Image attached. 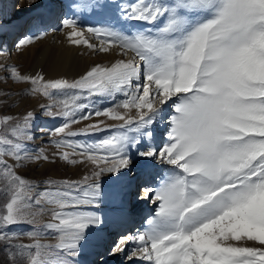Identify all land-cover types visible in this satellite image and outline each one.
<instances>
[{
  "label": "snow or ice",
  "instance_id": "snow-or-ice-1",
  "mask_svg": "<svg viewBox=\"0 0 264 264\" xmlns=\"http://www.w3.org/2000/svg\"><path fill=\"white\" fill-rule=\"evenodd\" d=\"M36 3L29 0L27 7ZM74 7L83 14L103 4L78 0ZM120 15L154 27L132 35L88 27L89 33L103 37L99 48L83 38L76 19L64 18L61 27L69 29L72 45L106 52L103 45L114 44L122 53H134L132 59L110 67L97 64L73 81L45 82L39 73L11 70L13 81L30 82L33 94L51 101L41 106L46 115L64 119L50 130L58 149L71 150L60 152L59 159L93 166L82 183L49 182L47 189L35 192L4 160L8 156L19 164L20 138H30L27 123L0 134V145L9 146L0 147V179L9 193L0 214V241L12 264H78L89 229L104 224L85 206L99 207L100 178L111 174L120 179L132 170L133 156L146 168H171L158 187L145 186L136 197L156 206L147 227L120 235L110 255L126 256L128 264H264V0H138L122 6ZM161 18L163 26L156 27ZM41 38L24 37L16 47ZM85 93L113 100L121 94L123 99L94 109L80 103ZM94 116L120 123L97 120L71 129ZM32 118L29 112L24 120ZM11 119L4 116L0 124L9 125ZM164 119L166 140L152 146L154 126ZM100 132L111 134L93 143L72 139ZM26 158L48 159L42 151ZM49 211L50 222L37 225V218ZM17 224L33 226L26 233L32 243H10L19 234L3 229ZM44 230L56 234V245L40 242Z\"/></svg>",
  "mask_w": 264,
  "mask_h": 264
},
{
  "label": "bare ground",
  "instance_id": "bare-ground-1",
  "mask_svg": "<svg viewBox=\"0 0 264 264\" xmlns=\"http://www.w3.org/2000/svg\"><path fill=\"white\" fill-rule=\"evenodd\" d=\"M41 1H43V3H41ZM28 3L29 0H19L15 4L14 0H0V25L3 26V29L0 30V39H4L5 44L10 42L12 37L19 31V29L28 22L30 23V34L25 37L33 35L42 37L41 39L36 40L34 43L22 48L18 49L15 46L9 57L8 53L5 52L6 50L0 51V63H12V65L17 64L16 69L20 72V75H28L30 70L32 71L33 67H43L44 65V68L39 69V71L35 72L33 76H36V74L39 73L46 79H60L66 69H74L77 67L78 61L81 60L83 63L79 66L80 68L74 72L76 73V76H73L75 79H78L88 69L97 64L101 66L102 64H105L106 66L110 67L112 63H115L118 60L128 61L131 59L132 52L122 53V50L114 44L103 45L108 49L106 52L93 51L83 43L78 46L74 45V47L70 46L66 35L69 29L54 27L59 25L57 19L63 4H60L58 0H37V3L34 6L28 8ZM78 30L83 33V38L86 39L89 44L95 45L96 48L102 46V36L97 37L96 35L89 33L86 29L78 28ZM139 30L141 29L138 28V31ZM23 38L24 37H21L20 39ZM20 39H18L17 42ZM65 42L67 43L65 49L61 51L57 49L56 53H49L47 57H42V55L45 54V49L47 47H53L56 45L59 48ZM78 52L83 54L78 55ZM137 62H139L138 58ZM26 67L30 70H26ZM4 72L6 71L1 69L0 76ZM169 111H171V109H169ZM34 114L35 115L32 118L33 124L36 123V121H40L41 119L38 114ZM157 122H159V124L157 130L155 129L154 131V139L151 143L152 146L159 147L164 143L163 139L166 137L164 134L167 133V119L159 120ZM40 125L42 126H39L35 130H32L30 133H28L30 138H28L29 140L27 138L26 139L30 141L32 148H30V151L27 153L21 152L22 154L20 155L22 159L20 160L19 164L16 165L15 172L18 175L25 174L29 177L35 178L36 181H39L38 183L41 185L40 188L48 187L45 180L50 178H63L64 176L69 177L67 181H74L78 183L84 182V178L89 176L92 172V168L88 164L90 162L80 163L86 164L85 167L82 165H78L77 167L59 159L55 155L56 149L58 148L54 143H52L53 136L51 135V132L49 133L50 129L48 127H44V124ZM41 151L49 158L50 161L26 158L28 156L35 157ZM60 151L70 152L71 150L64 148L60 149ZM76 158L81 157L77 156ZM132 159V170L124 173L120 179L112 177L111 174H105L100 178V205L98 208L85 206L84 210L99 214L103 218L104 224L99 229H89L87 238L82 243L80 254L76 257V260H86L89 264H92L93 257L96 255L95 253L100 251V249L98 250V240H101V246L103 245L105 251L100 255L99 259H97V262L94 261L93 264H128L126 256H122L120 254L113 256L109 253L113 245L118 241L120 235H126L130 231L136 232L137 230H143L147 227V224L144 223V220L147 221V219H149V217L154 214L156 206L149 201L136 199L137 192L134 194V191L139 186H142L141 188L145 186L158 187L162 177V175L159 173L165 166L156 165V167L146 168L140 157ZM56 167L58 168L59 172ZM82 170H84L85 173L84 171L79 172ZM155 180L159 182L152 183V181ZM141 188L138 196L143 195ZM149 211H153V213L146 216ZM120 215L121 218L119 223L115 222L114 219ZM38 219L42 225L50 222V211L40 215ZM40 241L43 243L51 242L50 244L53 246L58 243L55 233L53 237L51 235L41 237ZM136 264H140V262H136Z\"/></svg>",
  "mask_w": 264,
  "mask_h": 264
},
{
  "label": "rangeland",
  "instance_id": "rangeland-1",
  "mask_svg": "<svg viewBox=\"0 0 264 264\" xmlns=\"http://www.w3.org/2000/svg\"><path fill=\"white\" fill-rule=\"evenodd\" d=\"M17 1H19V0H14V4L17 3ZM58 1L60 2V4H63V7L61 8V12L59 13V17L57 19L59 22V25L54 26L55 28L56 27L61 28V23H62L63 19L66 17H72V18L76 19L78 21V25H79L78 28L79 29L82 28V29L87 30L88 27H101V28L102 27H110V28H113L114 30L121 31L126 35H132L134 33L141 31V30L145 31L147 29L154 27L153 25H149V24L144 23V22L126 20V19H123L121 17L120 8L124 5H129L131 3L138 2V0H97L98 3L103 4V8L97 9V10H94L91 12H85L83 14L77 12L76 8L74 7V4L78 3V0H58ZM145 2L147 3V2H149V0H145ZM158 2L168 3V2H170V0H158ZM41 3H43V1H41ZM29 26H30L29 22L25 23L22 26V28H20L19 31L12 37L10 42H7L6 44H5V40L1 38L0 39V51L6 50L5 52L8 53V57H9V55H11V51L16 46L17 40L20 39L21 37H25V36L30 34V32H29L30 27ZM155 26L156 27L163 26V18H161L160 21H157ZM138 28L141 30L138 31ZM65 43L62 44L61 46L59 45L60 46L59 48L56 45L53 46L54 48L52 46L47 47L45 49L46 52L44 55H42V57L43 56L47 57V55L49 53H56L57 49L60 51L65 49V46H67V43L66 44ZM70 46L74 47V45H72V44H70ZM77 54L81 55L83 53L78 52ZM120 55H121V53H120ZM131 55H132L131 56V59H132L134 57V54L132 53ZM125 61H127V60H125ZM82 63L83 62L81 60H79L77 63V67H75L72 70L66 69L65 72H63V76L60 79H67L69 81L75 80V78L73 76H76V73H74V72L78 68H80L79 66ZM0 64H1L0 70L2 69L3 71L4 70L6 71L0 76V80H1V83H0V118H3L4 116H9L12 118L11 121L9 122V125L0 124V134H4L6 129H9L10 126H15L17 124H19L21 128H24L25 123H27V125H28L27 132L30 133V131L35 130L39 126H42L40 124H44L45 125L44 127H48L50 130H54L55 128L61 126L64 123V119L62 117L57 116L54 118L52 116L45 114V111L42 110L41 106L42 105H49L51 101L42 94H39V93L33 94V92H32L33 85L30 82H19V81H13L11 79V70L13 68L16 69L17 64L16 65L15 64L12 65V63H6V64L0 63ZM102 66H106V65L102 64ZM41 68H44V65H43V67H41V66L33 67L32 71L26 67V70H30V73L28 74V76H33L34 73L39 71V69H41ZM16 71L18 72V74H20V72L17 69H16ZM43 78H44L45 82L50 80V79H46L45 77H43ZM52 91H53L54 95H56V96L61 95L60 93L55 92V90H52ZM84 97L85 98H82L80 103L89 104L94 109L112 107V106H114L115 103H117L123 99V96L121 94H117L114 100L110 97L97 96V95H93L91 97H88L87 93L84 94ZM88 110L89 109H85V111H88ZM52 111H53V113H55L58 111V109L54 107V108H52ZM134 111L135 110H133V113H134ZM29 112L33 113V116L35 115L34 113L38 114L41 117L40 121H36V123H34V124L32 123V120L30 122H25L24 117ZM97 120H104L107 125H115V124L120 123L119 121L108 120L105 117H95L94 116L92 118V120L80 121L76 124L71 125V129L73 131H78L80 128H83L86 124L95 123ZM156 123L157 124H155L156 126H154V131H155V129L157 130L159 122H156ZM50 130H49V133H50ZM110 134L111 133H109V132H100V133H95V134L88 135V136L82 135V136L74 137L72 139L76 140L77 142L93 143V142H98L100 139H103L105 136L110 135ZM164 135L166 136V134H164ZM27 139L22 136L20 141H19L21 144V152L22 153H27L28 151H30V148H32V144L30 143V141H28L29 139L28 140ZM53 139H54V137H53ZM23 140H27V141H23ZM165 140H166V137L163 139V142H165ZM0 147L7 149L9 146L8 145H0ZM21 152H20V154H22ZM60 152H62V151H60V149H56L55 155L58 158H59ZM130 155H131V153H130ZM132 158L135 159V158H139V157L133 156ZM75 159L80 160L81 158L75 157ZM4 160L8 164L13 165V171L15 172V167L17 165L16 160L14 158H11L8 156H5ZM47 160L50 161L49 158ZM88 164L91 168H93L91 163H88ZM71 165L77 166V167H78V165H82L83 167H85L86 164L77 163V164H71ZM170 168H171V166H164L162 168V171L160 170L161 172L159 174L162 175L161 180H163L164 178H167V176L169 175ZM155 169H157V168H155ZM57 170H58V168H57ZM84 170L79 171V172H83ZM58 172H59V170H58ZM84 173H85V171H84ZM0 174H2V173H0ZM19 176L22 179H25L26 181H28L31 185H33L35 192H40V191L47 189L49 187V182H51L53 185H59L62 182L67 181V179L69 178L68 176H64L63 178L47 179L48 181L45 180V182H47L46 185H48V187L47 188H40L41 185L38 183L39 181H36L35 178L29 177L25 174H22V175L19 174ZM153 182L155 183V182H159V181L155 180V181H152V183ZM5 185H6V182L3 179H0V214H4V212H5L4 205L8 202V198H9V193L6 190ZM141 187L142 186L137 187V189L134 191V194H136V192H137V196H138ZM152 213H153V211H149L146 214V216H148ZM153 215H151L149 217V219ZM120 218H121V215L114 219L115 222L119 223ZM144 223H146V220H144ZM37 225H42L38 218H37ZM32 228H33V226H31V225L17 224V225L8 226L7 228L3 229V231L19 234L17 238H14L10 241L11 244L28 245V244L32 243V241L28 238L26 233L28 231L32 230ZM45 232H46V234L44 236H46V235H48V236L51 235L52 237L54 236V233H52L51 231H45ZM44 236H42V237H44ZM102 236H103V233H102ZM41 243H43V242H41ZM50 243L51 242H49V243L44 242L43 244H50ZM98 244H99L98 250L100 249V251L95 253L96 255L93 257V261H92L93 263H94V261L97 262V259H99L100 255L105 251L103 248V245L101 246V240H98ZM50 245H52V244H50ZM52 258L54 259L55 257L53 256ZM17 259L19 260L20 258L17 257ZM77 261H78V264H89L86 260H77ZM0 264H12V261L8 255V251L5 249V242L4 241H0Z\"/></svg>",
  "mask_w": 264,
  "mask_h": 264
}]
</instances>
